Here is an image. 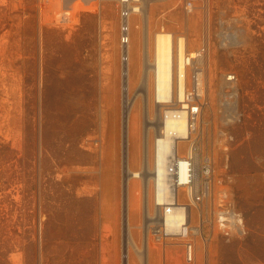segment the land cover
Masks as SVG:
<instances>
[{
    "label": "rangeland",
    "instance_id": "obj_1",
    "mask_svg": "<svg viewBox=\"0 0 264 264\" xmlns=\"http://www.w3.org/2000/svg\"><path fill=\"white\" fill-rule=\"evenodd\" d=\"M186 1L146 0L144 20L184 32L190 50L207 46L200 149L214 171L194 261L180 239L145 245L159 213L148 175L159 109L139 28L123 75L116 0H75L66 19L62 0H0V264H264V0ZM231 72L241 116L224 123ZM221 183L244 217L230 237L213 224Z\"/></svg>",
    "mask_w": 264,
    "mask_h": 264
},
{
    "label": "built area",
    "instance_id": "obj_2",
    "mask_svg": "<svg viewBox=\"0 0 264 264\" xmlns=\"http://www.w3.org/2000/svg\"><path fill=\"white\" fill-rule=\"evenodd\" d=\"M66 5V0H62V5L67 18V13L71 7ZM118 7V44L120 50L121 73L125 75L129 69L131 57V41L133 26L140 30L141 38V70L150 78L152 89V101L154 107L159 109V122L156 136L154 138V153L157 151L158 140L165 136V121L167 113L173 111L186 112V121L188 123V133L186 136L176 137L170 142V151L167 153V177L170 186L176 185L173 195L176 198V205H179L187 211L188 221L184 219L177 227L166 225L164 205L156 200V191L154 195L155 208L159 209L153 213L146 236L144 237L145 245L149 240L153 242H164L167 239H180L183 247V258L187 263L195 259V237L201 232L202 213L199 211L198 203L202 202L211 193V177L214 171L212 161L209 157L203 156L200 149V138L202 136L203 110L206 104L205 91V68L202 63L203 54L207 46L202 44L194 50H190L187 44V35L184 32H178L166 28L162 24L159 29H151L148 21L144 20L147 13L146 0H116ZM185 8L187 11L193 9L192 2L186 1ZM62 17V18H63ZM139 18L140 22L134 21ZM148 18V15H147ZM159 36H170L173 41L174 63L177 56H180V42H183V71L179 67L176 70V64L172 65V84L170 93L167 97H159L157 93V69L156 62V42ZM179 65V58H177ZM220 93L218 101L219 113L218 119L221 122L229 123L240 119L241 113L238 108V77L235 73L227 74L224 81V87ZM221 137L232 138L226 130L221 129ZM228 147L225 144V149ZM181 162L185 166L186 177L181 178L179 166ZM196 177L200 178L195 181ZM177 193V191H179ZM215 217L214 226L225 237L233 234L244 232V217L236 209L228 187L221 183L216 189L214 198ZM196 209V221L193 223L191 207ZM157 211V210H155ZM157 220V221H154ZM195 222V221H194ZM126 257V254H124Z\"/></svg>",
    "mask_w": 264,
    "mask_h": 264
},
{
    "label": "bare ground",
    "instance_id": "obj_3",
    "mask_svg": "<svg viewBox=\"0 0 264 264\" xmlns=\"http://www.w3.org/2000/svg\"><path fill=\"white\" fill-rule=\"evenodd\" d=\"M172 46H173V41L170 36H159L158 37L157 42H156L155 58H156V62L158 65L157 93L159 97H167L170 93L169 89L172 84V81H174L171 76L172 65L174 67V64H176V70L179 67L180 72L182 73L183 71V58H184L183 42H180L181 53H180V56H177V58H179V65H177V62H178L177 58L174 63V57H173L174 53H173ZM164 129H165V136L161 140H158L157 151H155V153L153 152L155 156L154 157L155 160L153 161V168H151V170L148 172L150 173L148 175H149V179H152V184L154 185L153 190L154 192L156 191L157 202L166 204L164 205L166 225L171 226V227H177L182 220L187 219L188 221V214H187V211H185L183 207L176 205L178 202H176L177 200L175 196L173 195V193H175L173 188L176 185L170 186L169 184V179L167 177L168 166L166 163H167V153L170 151V148H169L170 142L176 137L186 136L188 133V123L186 121V112L178 111L177 114H174L173 111L168 112L166 116ZM153 146H154V143H153ZM153 150H154V147H153ZM179 171H180L181 178L185 179L186 177L185 166L182 162H181V166H179ZM127 174L129 175L130 173L128 172ZM137 175H140V173H133V176H137ZM127 179L130 182L132 180V177L129 175L127 176ZM199 179L200 178L196 177L195 181L198 182ZM179 192L180 190L177 191V193ZM127 240H130V237H128ZM133 246L134 248H136L135 244H133ZM140 249L141 248L138 249V252L141 251ZM142 254H144V249L141 251L140 255ZM142 258L148 259V258H145V256L144 257L142 256Z\"/></svg>",
    "mask_w": 264,
    "mask_h": 264
},
{
    "label": "trees",
    "instance_id": "obj_4",
    "mask_svg": "<svg viewBox=\"0 0 264 264\" xmlns=\"http://www.w3.org/2000/svg\"><path fill=\"white\" fill-rule=\"evenodd\" d=\"M43 119L45 120V124H43V141L45 142L46 140H48V133L50 130V121H51L50 114L45 115ZM0 145H2V144L0 143ZM43 145L46 149H48V147L46 146L45 143ZM48 215L50 217L49 213H48ZM96 231H97V229H96ZM95 233H97V232H95Z\"/></svg>",
    "mask_w": 264,
    "mask_h": 264
}]
</instances>
